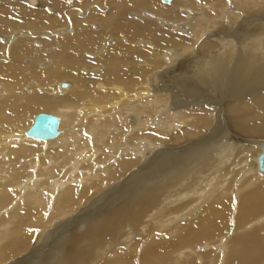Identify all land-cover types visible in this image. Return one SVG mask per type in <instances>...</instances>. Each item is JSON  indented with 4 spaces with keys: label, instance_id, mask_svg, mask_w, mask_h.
Instances as JSON below:
<instances>
[{
    "label": "bare ground",
    "instance_id": "obj_1",
    "mask_svg": "<svg viewBox=\"0 0 264 264\" xmlns=\"http://www.w3.org/2000/svg\"><path fill=\"white\" fill-rule=\"evenodd\" d=\"M158 1L0 0V155L2 161L7 157L9 166L7 174L4 177L1 174L2 181L11 182L6 183L9 190L20 180L21 170L26 165L33 179L21 184L23 192L30 182H37L39 173L35 175L34 167L44 170L46 163L54 165L56 161L57 167L62 164L64 167L69 158L66 170L70 167L71 170L67 174L61 171L63 168L58 170L59 173L53 170V174L57 173L53 175V183L49 179L43 183L49 187L53 184L50 188L52 198L65 188L58 200V214L50 216L48 225L51 226L78 213L75 212L79 206L77 201L87 200L102 186V190L110 189L108 193L116 194L117 189L108 181L120 174L121 177L112 184L118 183L122 187L133 183L130 192L128 185L127 190L118 195L120 205L98 224L92 223L93 228L89 231L94 235L97 231L111 235L106 231H110L109 226L118 219H123L124 224L117 235L124 234L126 228L130 229L128 232H135L131 226L138 224L148 207L158 204L156 200L160 199L163 203L158 205L164 206L174 197L190 195L201 201L204 214L196 218L189 205L185 214L173 221L180 220L177 224L185 222L180 227L176 224L175 228L185 231L183 238L189 239L187 249L194 254V248L202 244L204 251H209L195 255L198 264H214L218 251L223 254V259L228 258L229 264H241L239 257L243 256L249 258L244 259L245 264H258L264 256V237L259 238L256 233L242 236L243 230L228 240L226 234L235 228L233 220L230 221L234 207L227 196L232 188L234 197L240 184L244 191L253 188L242 199L241 227L248 228L251 220L264 213V184L256 188L252 179L243 181L247 177H264V172L259 170L264 140L254 139L264 138V0H174L173 5L164 3L170 6H161ZM18 2L30 9L43 8L47 15L29 12L31 19L24 21L20 18L24 10L22 5L13 4ZM47 4H53V9ZM75 5H80V10L92 7L97 11L101 6L106 14L91 13L86 20L73 21L69 6ZM61 10H65L68 25L59 14ZM133 11H141L140 15L149 21L132 22L130 13ZM180 12L184 22H179L182 20ZM14 16L15 22L11 19ZM90 27L96 32L92 33ZM187 27L189 32L184 30ZM121 33L124 34L123 44L112 45L116 38L108 37L97 50L106 34L116 36ZM138 39L145 41V45L132 47ZM106 50L108 53L103 56ZM164 50H170L166 58L160 56ZM177 58L185 61L184 66L177 65L179 70L171 69L179 87L173 83L172 88H167L161 76L170 71L164 68L173 66L172 59ZM44 62L51 65L45 67ZM138 62H141L139 66ZM68 79L75 80V86ZM95 85L98 90L94 89ZM113 85H118L113 87L114 91L107 90ZM177 89H182L184 95L180 96ZM41 111L59 119V134L52 140H36L26 135L36 113ZM116 118L118 124L113 121ZM117 126H121L119 133H115ZM127 126L137 127L128 130ZM65 127L68 132H64ZM78 127L82 132H78ZM100 133L103 136L98 137ZM109 140L115 141L110 143ZM107 141L110 155L126 153L113 158L115 167L108 162L109 158L92 155V151L98 153L92 150L94 143H99L101 148ZM156 147H163L159 152L156 150V154L170 157L176 168H172L166 179L158 178L153 186L146 183L137 186L148 176L152 180L157 178L147 173L153 158L143 157L147 149ZM140 148L144 153L138 152ZM105 164L108 165L101 168ZM81 165L82 170L79 169ZM238 175L241 176L232 182ZM122 179L125 180L121 182ZM78 184L82 185L79 194L77 189L74 191V185ZM124 192L127 193L124 195ZM75 194L80 195V200H76ZM9 198L10 190L6 194L1 184L0 203ZM163 208L156 209L153 218H160L165 211ZM86 219H71L67 229H73ZM263 219L264 216L257 221ZM164 222L161 227L166 230L170 222L168 218ZM19 228L22 230L18 226L13 236ZM259 228H264V221ZM6 229H1V238L5 237ZM132 239V234L127 235L125 243L128 246L123 247L121 264H135L134 258L127 255L137 251V244H133ZM149 239L151 243L147 248L151 252L145 251L143 256H146L141 257L139 264H143V260L145 264L158 261L154 252H165L169 247L167 243L158 242L159 238L151 236ZM75 240L73 235L70 244L73 245ZM15 242L19 243L14 239L4 248L14 246L12 243ZM119 248L114 249L113 257L117 258L111 257L99 264H118ZM61 251L56 250L57 254ZM160 264L164 262L160 260Z\"/></svg>",
    "mask_w": 264,
    "mask_h": 264
},
{
    "label": "rangeland",
    "instance_id": "obj_2",
    "mask_svg": "<svg viewBox=\"0 0 264 264\" xmlns=\"http://www.w3.org/2000/svg\"><path fill=\"white\" fill-rule=\"evenodd\" d=\"M158 3L161 6L165 5L164 3L163 4L161 3V0H159ZM171 3L170 4L173 5L175 3V1L173 0V1H171ZM13 4L14 5H22V4H19V2L13 3ZM56 4H62L63 5L64 3H56ZM47 5L53 9V4L52 5L47 4ZM165 6H170V5H165ZM21 7L24 10L21 12L20 18H22L24 21L31 19V15H29V12H37L40 15H44V16L47 15V13L44 11L43 8L30 9L25 5H22ZM69 7H70L71 11L73 12V21L86 20L91 13H98L100 15L106 14V10L102 9L101 6H100V9H98V11H97V9L93 10L92 7H89L85 10H80V8H79L80 5H75L74 7L69 6ZM192 9H195V8H192ZM192 9H188V10L196 11V10H192ZM181 10L182 9L179 7V11H181ZM59 14L63 18L64 24L66 23L68 25V22H67L68 19H66V16H65V10H61ZM140 14H141V11L139 13H137L136 11L131 12L130 15H131L132 22L149 21V20L143 18V16ZM180 14L182 16L181 17V19H182L183 13L180 12ZM55 15H57V13ZM139 16H141V17H139ZM11 19L15 22V16ZM184 19L180 20L179 22H184ZM187 19H188V15H187ZM7 21H9V20H7ZM157 23L155 22L154 24L156 26H158ZM187 25H190V24H187ZM101 28H102V30H104V23H102ZM101 28H100V30H101ZM171 28H173V27H171ZM43 30H46V29H43ZM90 30L92 33L96 32V31H93V27H90ZM173 30H174V28H173ZM184 30L189 32L190 28L187 27V28H184ZM177 31L180 32L179 28H177ZM100 32H98V33H100ZM108 37H112V38L115 37L116 38L115 43L112 45H115L117 43H119V44L124 43V34L123 33H121L120 35H116V36L106 34L101 39L100 44H99L100 46H98L99 48L97 47V50L102 47L103 41L106 40V38H108ZM39 42L40 41H38V43ZM144 43H145V41H141L140 39H138V40H136V44H133L132 47H134V48L138 47L139 44L141 47H143L145 45ZM112 45H109V46H112ZM168 51H170V50L162 51L160 53V56L161 57L165 56V58H166ZM107 53L108 52L106 50L104 52L103 56L107 55ZM162 60L164 61V58H162ZM0 62H2V60H0ZM172 62H173V66L168 65L166 68H164V69H168L170 71L167 74H163L161 76V81H162L163 85L167 88H172L173 83H175V76H174L175 74H174V71H171V69L176 68L177 65L178 66H184V63H185V61L180 59V58L172 59ZM44 63H45V67H49L51 65L50 62H44ZM140 64H141V62H138L137 66H139ZM165 64H166V62L164 61V65ZM177 69L179 70L180 68H176V70ZM66 78H68V77H66ZM65 80H67V79H65ZM68 80L70 82L73 81L74 86H75V80H73V79H68ZM61 84H63V83H61ZM68 85H69V83H68ZM74 86L72 89H74ZM115 86H118V85H113L110 88H108L107 90H109L110 92L114 91L113 87H115ZM176 86L179 87L178 84H176ZM94 89L98 90L99 88L97 85H95ZM161 89H162V87L160 86V90ZM177 92L180 94V96L184 95L182 89H177ZM164 93L167 94L168 96H170L168 91H164ZM65 94H67V93L65 92ZM58 96H60V95H58ZM186 97H187V95H186ZM208 106H210V105H208ZM212 110L216 111L215 109H212ZM41 113H47V111H41ZM36 114H38V112ZM108 118H111V116H108ZM113 121L116 124L119 123L118 118H116ZM211 124H212V126L215 125L213 120L211 121ZM67 127H65L66 131H64V132L69 131V129H67ZM70 128H72V130H73V126H70ZM116 128H117V132H115V133L121 132V126H117ZM127 128H128V130H130V129L134 130L135 129V128H129L128 126H127ZM26 129H27V126L25 127V130ZM72 130H71V132H72ZM78 132H82L79 127H78ZM97 135H95V136H97ZM101 136H103L102 133H100V135H98V137H101ZM119 136H121V135H119ZM245 139H248V138H245ZM254 139L264 140V138H254ZM115 140H109V141L111 143L112 141L114 142ZM199 140L200 139H197L196 141H199ZM109 141L105 142L101 146V148L98 146L101 144V140L99 141L100 144L98 143V145L94 143V145H93L94 147L92 150L97 151L98 153H96V152L93 153V151H92V155H96V158L100 155L99 156L100 158L103 157L106 160H107V158H109L108 162L111 164L112 167H115L113 158H115L116 155L119 156V154L116 153V154H114L115 156H113L112 154L111 155L109 154V152H108L109 149H107L109 147V144H110ZM117 141L121 142L118 139H117ZM256 141H258V140H256ZM39 143H41V142H39ZM96 147L98 150L96 149ZM162 148L156 147L154 149L153 148L147 149V154L145 156H143L145 159H147L146 158L147 156H148V158H153L152 163L149 166L150 169L147 171V173L149 175H154V177H157V178L155 180H152L151 177L148 176V178H145L142 181H139L136 184L137 186L142 187L143 185H146V184H148L149 186H153L155 184V181L158 178H160L161 180L166 179L167 176L169 175V173H172L173 169L176 168L175 164L173 163V160L170 157L169 158H168V156L164 157L163 154H160V155L156 154V152L157 151L159 152L160 149H162ZM100 149H101V152H99ZM138 152L144 153V150H142L140 148V150H138ZM52 154H50V157ZM124 154H126V153H124ZM124 154H121L120 156H123ZM2 155H4V153ZM159 156L161 159L159 158ZM156 157H157V159H156ZM52 158H53V160H56L54 156H52ZM105 159H104V161H105ZM117 159H119V158H117ZM145 159L143 160V158H142L141 160L145 161ZM3 161H2V156L0 155V180H1L0 186H1V184H3V186L5 187V190H6V194L7 193L9 194V190H10V198L8 200H5L3 203H0V233H1L2 228H4V227L7 228L5 230L7 232V233H5L6 234L5 237L4 238L0 237V252H1L0 253V264H21V263L22 264H49V263L50 264H99V261H105L111 257L117 258V257H113L114 252H116V251H114V249H116L117 246H120V248H119L120 255L118 256V260H119L118 264H121V255H122L123 247L128 246L125 243L126 242L125 240L127 238V235L129 236L131 234H132V238H133L132 239L133 244H137V251H135L134 254L130 253L127 255L134 258L135 264L136 263L139 264V260L141 259V257L143 256L145 251L147 253L151 252V249L147 248L148 245L151 243L150 242L151 239H149L151 236H153V238L154 237L159 238V239H157L158 242L167 243L169 245V247L165 252L155 251L154 254L156 257H159V260L158 261H152L148 264H160V260H162L164 262V264H198V262L196 261L195 255H198V254H201L204 252L209 253V251H204L205 248H203L202 244H199L194 248L196 254L195 253L193 254L189 249L186 248V245L188 244L189 239L183 238V233H185V231H180L179 229L175 228L176 224L180 220H175V221H173V220L178 218L179 216H182L183 214H185L184 211H187L190 207L192 208L191 211L196 218H199L204 214V206L201 204V201L200 200H194L193 197H191L190 195H185L186 197L182 195L181 198H177V199H175V197H174V199L168 200V204H166L164 206L158 205V204L163 203V202H161L160 199L156 200V202L158 204H156V205L154 204L155 207H153V205H151L152 207L151 206L148 207L146 209V213H144L143 216L142 215L140 216L138 224L136 226H131V228L135 229V232H132V231L128 232L129 228L128 229L126 228L124 234L117 235V233H118L117 231H119L120 226H122L124 224L122 222L123 219H118L115 221L114 225L109 226L110 231L109 230L106 231V232H111V235L105 234V233L100 234V232H98V231H97V233L94 232L96 234V235H94V234L90 233V231H89L90 229L93 228L92 223L97 222V224H98L99 221H101L107 213H109L110 211H114L120 205L118 203L121 200H119L120 196H118V195L121 192H123V190L128 185H129L127 187L128 190L125 189V191L127 190L128 192H130L129 189L133 183L132 184L129 183L127 185L124 184L122 187H120V184L118 185V183L112 184L113 183L112 181H116L121 177L120 174H116L111 180L108 181V183H111L110 184L111 187H114L117 189V192H116L117 195L115 193H112V194L108 193V190H110V189L102 190V188H103V186H102L101 189L98 188L97 191H95V193L96 192L97 193L96 194L94 193L92 195V197L88 198L87 200H81L79 202L77 201L79 206H77L75 212L78 211V213H76L74 216H70L67 219H63L59 222L57 221L53 225L49 226L48 223L51 221L50 216L53 217L54 213L58 214V211H57L58 210L57 207L59 204L58 200L60 199L61 195L63 194L65 188H63L58 193L59 194V195H57L58 198H57V200H55L53 198H56L57 196L54 194L53 198H52L51 191H50V188L53 186V184H51V186L49 187V185L45 186L43 183L46 181V179H49V181L53 183V175H56L57 173H59L58 170L60 168H63V169H61V171L63 173L67 174L68 171L71 170V167L67 168L68 170H66V167L69 166V164H70V159L69 158L66 159V162H65L66 164L64 167H62L64 164L59 165L60 167H57L56 166V165H58L57 161L55 162L54 165L46 163L44 170L40 169L39 166L34 167L35 168V175L37 173H39V176H36L37 182H30L29 187H27L23 192H22V189L20 190V186L22 183L26 182V180L33 179L31 171L27 170L28 167L26 169V165L24 164L25 169L21 170L20 180L13 183V185L10 186V188H8L9 190H7V187H6L7 182H5L6 180L2 181V180H4L2 177H4L9 170L8 169L9 166H7V162H8L7 157H5V159L3 157ZM104 161H102V162H104ZM105 162H107V161H105ZM67 163H69V164H67ZM19 164H21V161L19 162ZM160 164L163 166H161ZM107 165L108 164H105L104 166L102 165L101 168H104ZM152 168H153V170H152ZM79 169L82 170V165L79 167ZM95 169L96 168H94V171H95ZM53 170H56L57 173L53 174ZM150 170H152V172H149ZM45 171H48V173H46ZM94 171H93V173H94ZM62 172H61V174H62ZM1 174L2 175L4 174V175L2 176ZM61 174H59V176H61ZM256 175H258V174H256ZM103 176H105V174H103ZM240 176L241 175L236 176L232 180V182L235 181L236 179H238ZM249 179L253 180V182H254L253 186H255L256 188L261 187L264 184V182L261 181L262 179H264V177H259V176L258 177H247V178H244L243 181H248ZM63 180H65L64 175H63ZM124 180L125 179H122L121 182H123ZM7 184H11V182L8 181ZM240 185L238 187V193H237L236 197L231 195V193L234 191L233 188L232 189L230 188L231 192L229 195H227L229 198H231V202H232L233 207H234V211L232 213L233 219L231 217L230 221L232 222V220H233L234 227H235L232 232H228L226 234L227 239L229 240V239L234 238L238 232L243 231V230L245 232L242 234V236L256 233V234H258L259 238H262V237H264V228L257 229V227L260 225L261 222L264 221V219L261 221H257V220L260 217L264 216V213L260 214L259 216L255 217L253 220H251L249 222L248 228H246V227L244 228V227L240 226L241 213H240L239 209L241 208V205H242V201H243L242 199H243V197H245V195H247V193L249 191L253 190V188H249L248 191H244V189ZM74 186H75L74 191H76V189H77L76 193L79 194L80 193L79 191H80V188L82 187V185L78 184V185H74ZM126 193L127 192H124L123 194L125 195ZM77 194H75L76 200H80V195H77ZM184 194H186V193H184ZM35 198H37L39 200H33ZM162 200H163V198H162ZM177 200H179V201H177ZM163 201H165V200H163ZM179 203H182V204L180 205ZM183 204H184V207H182ZM189 205H190V207H188ZM51 206L53 207V210H52ZM34 207H36L37 210H32V208H34ZM163 207L165 208V211H163L164 213L160 216V218L159 217L153 218L154 217V215H153L154 211L156 209L161 210ZM166 207H168V209H166ZM185 207H187V208H185ZM164 208H163V210H164ZM49 210H50V212H49L50 215L48 217H46L45 214ZM60 210H61V208L59 209V211ZM144 211H145V209L143 210V212ZM167 212H168V214H167ZM165 214H166V216H165ZM37 217H38V221L36 220ZM170 217H172V218L169 219ZM84 218H87V219L83 223H79L78 224L79 226L78 225H76L77 227L73 226L74 228L71 230H69L70 228L67 229V227L69 225L68 222L71 221V219L73 221H76L77 219H83L84 220ZM166 218H168V221L170 222V224L168 225L169 227L166 230H164V228H162L161 225H163L162 223H165L164 221L166 220ZM40 219H42V221H40ZM149 220H150V222H149ZM36 222H38V223L36 224ZM181 222H183V223L177 224V227H180L185 223L184 221H181ZM80 225H84V226L80 227ZM18 226L21 227V229L23 231L20 230V228H19V230H18L19 232L13 236L12 233H16L17 230L15 231L14 229H17ZM146 226H147V228H146ZM141 227H143L145 229H143ZM153 230H155V231L152 234H150L149 232L153 231ZM158 230L162 231V233H160ZM84 232L89 233L91 235H85ZM126 232H128L127 235H126ZM97 234H99V235H97ZM73 235L75 236L76 240H75V242H73V245H71L70 241H72ZM84 237H86V238H84ZM14 239L17 240V242H19V243L15 242V243H12V244H15L14 246L4 248L6 246V243H9L10 241L13 242ZM134 239H135V241H134ZM47 240L49 242H47L45 245H43L42 243L46 242ZM153 242H156V241L153 240ZM31 243H35V245L32 246ZM177 243H180V246L177 247L176 246ZM50 249L52 251L53 250L54 251L52 252ZM59 249H61L62 251H61V253L57 254L56 250H59ZM54 253L57 254L55 258H54V256H55ZM220 253H221L220 251H218V253H216V255L214 257V264H222V262H227L228 258L223 259V254H220ZM23 255H25V256L23 257ZM20 256H22L23 258L21 259ZM145 256H146V254L143 256V258ZM220 256H222V258ZM18 257H20V258H18ZM244 259H249V258H245L244 256L239 257V261L241 264H245ZM18 261H20V262L17 263ZM260 263H264V256L258 264H260ZM143 264H145L144 260H143ZM226 264H229V262H227Z\"/></svg>",
    "mask_w": 264,
    "mask_h": 264
},
{
    "label": "water",
    "instance_id": "obj_3",
    "mask_svg": "<svg viewBox=\"0 0 264 264\" xmlns=\"http://www.w3.org/2000/svg\"><path fill=\"white\" fill-rule=\"evenodd\" d=\"M162 2L168 4L171 0H162ZM63 86H65V84H63ZM58 124L59 119L55 116L45 113L37 114L33 118L32 124L27 130L26 135L36 140H52L59 134ZM259 170L264 172V152L259 157Z\"/></svg>",
    "mask_w": 264,
    "mask_h": 264
}]
</instances>
